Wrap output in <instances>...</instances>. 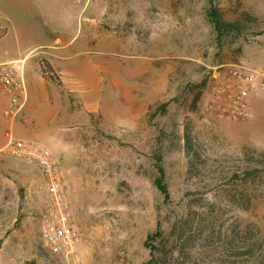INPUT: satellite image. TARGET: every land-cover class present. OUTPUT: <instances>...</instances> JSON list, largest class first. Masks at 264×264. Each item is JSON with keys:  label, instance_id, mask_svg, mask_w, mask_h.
I'll return each mask as SVG.
<instances>
[{"label": "rangeland", "instance_id": "374dc122", "mask_svg": "<svg viewBox=\"0 0 264 264\" xmlns=\"http://www.w3.org/2000/svg\"><path fill=\"white\" fill-rule=\"evenodd\" d=\"M115 1L110 0L111 18L97 23L111 32L126 30L129 40L134 37L129 27L136 22L138 43L130 50L88 41L87 18L99 15L95 1L84 9V2L75 0H0V63L28 54L26 75L32 79L46 50L41 45L52 41L50 30H54L55 36H75L67 52L76 57L74 62L89 64L80 75L84 83H94L91 69H104L106 81L95 91L102 105L97 120L72 126L55 138L61 139L66 154L52 148L57 141L42 123L35 125L40 131L22 123L19 130L18 116L5 115L10 96L0 94V264H142L150 256L144 245L148 235L159 223L166 229L171 226L175 212L186 206L191 186L199 188L193 197L197 210L202 212L207 201L226 211L217 212L219 219L209 215L217 234L221 225L223 230L230 226L237 230L248 221L264 228V169L251 185L250 202L239 209L222 196L225 188L238 192L227 179L210 183L187 179L186 147L189 135L190 152H199L214 170L241 171L257 162L264 166V155L259 156L264 154V89L251 95L248 120L225 121L203 113L205 86L200 85L211 67L220 63H244L264 71V0H220L225 18L234 19L248 10L259 21L244 34L225 36L219 43L207 16V0ZM144 6L150 16L147 21ZM72 62L66 64L74 72ZM164 103L165 108L153 115ZM7 131L62 155L73 222L81 235L72 253L51 255L41 249L44 177L34 163L1 150ZM157 161L165 170L168 201L154 183L159 175ZM239 198L238 194L236 201ZM203 243L195 240L193 249L199 258L208 256Z\"/></svg>", "mask_w": 264, "mask_h": 264}, {"label": "trees", "instance_id": "16d2710c", "mask_svg": "<svg viewBox=\"0 0 264 264\" xmlns=\"http://www.w3.org/2000/svg\"><path fill=\"white\" fill-rule=\"evenodd\" d=\"M207 2L209 4L207 16L214 26L218 43L225 36L244 34L259 21V17L248 10L236 14L234 19H227L220 7V0H207ZM261 31L255 33L260 34ZM208 78L209 76H206L200 85L205 86ZM165 105V103L162 104L161 108L155 110L153 115L156 114V111L163 110ZM189 139V135H186L187 153L190 157L187 179L202 180L207 181V183L212 182L215 178H219L220 181L227 179L228 182H232L237 187L238 192H226L225 188L222 196L225 197L226 201L236 203L239 209H245L250 202L251 193L249 191L253 189L251 185L256 183L257 176L263 171L264 166H259L258 162H253L254 165L247 166L241 171L234 169L219 170L217 168L214 170L213 164L209 166L199 152L196 150L190 152L193 145L190 144ZM263 155L259 154L260 157ZM254 157L258 159V156ZM157 169L159 175L154 183L168 201L170 192L165 182V170L160 161H157ZM216 171H218V175L215 173ZM228 182H225L223 186L227 185ZM197 190L199 191V188H194V186L188 188L186 206L181 211L175 212L168 229L159 223L160 225L156 227V230L148 235L144 245L149 248L150 256L142 264H264V228L253 221H248L237 230L232 226L223 230L224 225H221L219 226V234H217L211 228L209 215L214 214L218 217L217 212L224 214L226 211H218L207 201L202 204H207L202 212L197 210L196 204L193 202ZM238 194L240 201H236ZM199 239L204 241L203 247L208 256L199 258L194 252L195 240ZM41 249H43L42 246ZM44 252L50 254L45 250Z\"/></svg>", "mask_w": 264, "mask_h": 264}, {"label": "built area", "instance_id": "2783aa9c", "mask_svg": "<svg viewBox=\"0 0 264 264\" xmlns=\"http://www.w3.org/2000/svg\"><path fill=\"white\" fill-rule=\"evenodd\" d=\"M84 2L86 9L91 0ZM264 89V71L244 63H220L211 67L205 84L203 113L225 121H245L251 115L250 97ZM0 94L9 95L6 116H18L25 103V84L20 65L0 63ZM8 140L1 150L34 163L44 177V202L39 213V237L42 248L53 255H68L80 242L74 225L73 205L62 171V155L35 141L15 138L7 131Z\"/></svg>", "mask_w": 264, "mask_h": 264}, {"label": "crops", "instance_id": "0c3cea01", "mask_svg": "<svg viewBox=\"0 0 264 264\" xmlns=\"http://www.w3.org/2000/svg\"><path fill=\"white\" fill-rule=\"evenodd\" d=\"M93 1L97 2L95 10L99 12V15L98 17L88 16L87 18L88 41L118 51L125 49L130 50L129 48L131 45L135 47L138 43L136 37L138 33L137 23L134 22L128 30L130 31L131 28L134 37L126 40V30L117 29L111 32L97 23L99 19L111 18L110 11L108 10L111 7L110 0H91V2ZM118 2L117 0L115 1L116 4ZM143 12L145 21L149 20L150 16L148 15L146 6H144L142 13ZM146 23L147 22H145V24ZM147 27L148 30L151 29L149 25L145 26V28ZM50 31L53 39L51 42L41 45L46 47V50H44L38 58V74L35 77L31 79L26 75V58L28 54L20 58H15L13 60L14 62L8 63L20 65V71L22 72L25 84V103L16 118L19 130L21 123L25 128L30 126L32 131H40L44 128L52 132V134H50L51 139H57V136L61 135L63 131H66L72 126L82 127L90 123L91 118L97 120V117L102 112V105L100 103L101 98L97 95V92L98 89L104 88L106 81L104 69H91L89 75L91 77L94 76V83L92 86L89 83H84V79L81 78L80 75L83 69L89 64H85L81 61L74 62L76 57H73V54L67 52L74 44L75 41L73 42V40L75 36L68 39L67 37L55 36V31ZM67 60L73 61L71 64L75 66L74 72L68 70L69 67L66 64ZM101 84L103 85L100 86ZM118 88L120 93L121 87ZM79 93L84 95L78 96L77 94ZM37 122L42 123L45 127L43 126L38 129L35 126ZM55 125H58L60 129H57V131L56 129L54 130L53 126ZM56 139L57 147H51L57 151L63 150L66 154L67 150L65 145L62 143L61 139Z\"/></svg>", "mask_w": 264, "mask_h": 264}, {"label": "water", "instance_id": "95a60500", "mask_svg": "<svg viewBox=\"0 0 264 264\" xmlns=\"http://www.w3.org/2000/svg\"><path fill=\"white\" fill-rule=\"evenodd\" d=\"M24 190H25V188H24V187H21V188H20V191H24Z\"/></svg>", "mask_w": 264, "mask_h": 264}]
</instances>
